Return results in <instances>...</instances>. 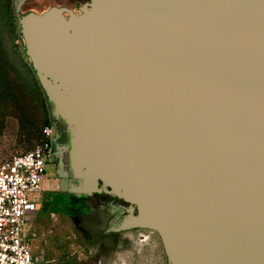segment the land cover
Segmentation results:
<instances>
[{
    "label": "water",
    "instance_id": "obj_1",
    "mask_svg": "<svg viewBox=\"0 0 264 264\" xmlns=\"http://www.w3.org/2000/svg\"><path fill=\"white\" fill-rule=\"evenodd\" d=\"M25 2L74 191L134 205L124 227L155 231L170 264H264V0Z\"/></svg>",
    "mask_w": 264,
    "mask_h": 264
},
{
    "label": "rangeland",
    "instance_id": "obj_2",
    "mask_svg": "<svg viewBox=\"0 0 264 264\" xmlns=\"http://www.w3.org/2000/svg\"><path fill=\"white\" fill-rule=\"evenodd\" d=\"M16 1L0 0L1 159L34 148L40 130L46 121H51L50 106L35 83L20 51L21 43L15 37ZM82 3L81 0H26L20 13L33 11L40 14L51 6L72 9ZM74 185L71 190L77 194ZM62 186L61 182H54L40 195V205L25 225L26 238L42 264H170L161 239L153 230L121 231L104 235L102 240L89 241V226L75 217L71 209L67 210L68 213L62 212L53 201L55 193H62ZM131 228L141 227L127 229Z\"/></svg>",
    "mask_w": 264,
    "mask_h": 264
},
{
    "label": "built area",
    "instance_id": "obj_3",
    "mask_svg": "<svg viewBox=\"0 0 264 264\" xmlns=\"http://www.w3.org/2000/svg\"><path fill=\"white\" fill-rule=\"evenodd\" d=\"M53 126L44 125L34 148L0 162V264H42L24 228L39 207Z\"/></svg>",
    "mask_w": 264,
    "mask_h": 264
},
{
    "label": "flooded vegetation",
    "instance_id": "obj_4",
    "mask_svg": "<svg viewBox=\"0 0 264 264\" xmlns=\"http://www.w3.org/2000/svg\"><path fill=\"white\" fill-rule=\"evenodd\" d=\"M78 1L80 0L74 2ZM81 1L84 4L89 0ZM82 4L75 5L71 10L79 13L78 6ZM51 124L53 126L52 154L45 165L41 194L49 190V186L53 185L54 182H61L63 185L60 188L62 193H55L53 201L62 212L68 213L67 210L71 209L75 217H78L89 226V241L93 242L100 238L102 240L105 238L104 235L121 231L151 232V229L147 228H131L130 230L124 228L127 217L137 213L136 207L131 203L105 194H93L87 197L73 193L71 186L75 184V180L69 164V136L65 125L61 121L51 118ZM89 245L94 246L93 243ZM157 253L158 249L155 255Z\"/></svg>",
    "mask_w": 264,
    "mask_h": 264
},
{
    "label": "trees",
    "instance_id": "obj_5",
    "mask_svg": "<svg viewBox=\"0 0 264 264\" xmlns=\"http://www.w3.org/2000/svg\"><path fill=\"white\" fill-rule=\"evenodd\" d=\"M26 13H28V12L21 13V14H26ZM14 22H15V25H14V28H15V37H16L17 40L20 41V43H21L20 51H22V53H23V49H22V47H23V41L21 40L20 35H19V28H18V22H17V19H14ZM23 56H24V54H23ZM24 58H25L26 61L28 62V65H29V67H30V71H31V72L33 73V75H34V72H33V70L31 69V66H30V62H29V60H28L25 56H24ZM34 79H35V83L37 84V86H38L39 89L41 90V88H40V86H39V84H38V81H37L35 75H34ZM41 92H43V91L41 90ZM43 94H44V93H43ZM44 99H45L46 104L48 105L45 95H44ZM48 124H51V121H50V120L46 121V124H45V125H48Z\"/></svg>",
    "mask_w": 264,
    "mask_h": 264
},
{
    "label": "crops",
    "instance_id": "obj_6",
    "mask_svg": "<svg viewBox=\"0 0 264 264\" xmlns=\"http://www.w3.org/2000/svg\"><path fill=\"white\" fill-rule=\"evenodd\" d=\"M72 1H75V0H72ZM14 156V155H13ZM13 156H11V157H13ZM10 157V158H11ZM10 158H8V159H10ZM8 159H1V157H0V162H2V161H5V160H8ZM41 195V194H40ZM40 197V196H39ZM39 205H40V199H39ZM25 229V228H24ZM30 243V242H29ZM30 248H31V246H30ZM31 252L33 253V251H32V248H31Z\"/></svg>",
    "mask_w": 264,
    "mask_h": 264
}]
</instances>
